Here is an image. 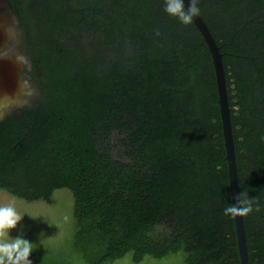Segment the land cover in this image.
Returning a JSON list of instances; mask_svg holds the SVG:
<instances>
[{"label":"trees","instance_id":"trees-1","mask_svg":"<svg viewBox=\"0 0 264 264\" xmlns=\"http://www.w3.org/2000/svg\"><path fill=\"white\" fill-rule=\"evenodd\" d=\"M38 1L48 79L34 108L0 123V190L47 202L69 190L83 264L175 252L239 264L214 68L194 23L165 0ZM198 7L222 54L240 193L255 199L249 264H264V0ZM53 253L30 260L72 264Z\"/></svg>","mask_w":264,"mask_h":264},{"label":"flooded vegetation","instance_id":"flooded-vegetation-1","mask_svg":"<svg viewBox=\"0 0 264 264\" xmlns=\"http://www.w3.org/2000/svg\"><path fill=\"white\" fill-rule=\"evenodd\" d=\"M38 2L0 0V123L34 108L42 98L41 82L48 79L42 75L54 39L41 25ZM18 9L29 21L31 42Z\"/></svg>","mask_w":264,"mask_h":264},{"label":"rangeland","instance_id":"rangeland-1","mask_svg":"<svg viewBox=\"0 0 264 264\" xmlns=\"http://www.w3.org/2000/svg\"><path fill=\"white\" fill-rule=\"evenodd\" d=\"M23 57V56H22ZM26 60V58H21ZM14 200L17 211L23 215L16 228L9 230L10 238L22 236L33 243L36 254L30 256L38 259L47 254H54V250L67 251L72 264H83L78 255L70 248L73 230V217L71 215L72 195L65 188L57 189L45 200H25L16 198L0 190V204ZM33 258V259H34ZM182 252L170 253L162 258L145 256L143 260L134 262L129 256L116 259L106 264H185Z\"/></svg>","mask_w":264,"mask_h":264},{"label":"clouds","instance_id":"clouds-1","mask_svg":"<svg viewBox=\"0 0 264 264\" xmlns=\"http://www.w3.org/2000/svg\"><path fill=\"white\" fill-rule=\"evenodd\" d=\"M164 10L170 16L178 18L184 25L191 24L194 17L200 14L198 0H189L187 7L184 0H165ZM156 34L159 35V32ZM236 199L237 203L223 209L225 216L244 217L253 212L254 198H249L247 194L241 192ZM255 211H260L258 205L255 206ZM22 218L23 215L17 211L14 200L0 204V264H33L29 259L33 243L22 236L16 238L9 236V230L16 228Z\"/></svg>","mask_w":264,"mask_h":264},{"label":"water","instance_id":"water-1","mask_svg":"<svg viewBox=\"0 0 264 264\" xmlns=\"http://www.w3.org/2000/svg\"><path fill=\"white\" fill-rule=\"evenodd\" d=\"M185 7L189 0H184ZM194 25L201 33L211 55L214 68L216 88L218 94L219 113L221 118L223 145L225 149V160L227 165L228 185L231 204L237 203V197L240 194L237 164L235 157V148L232 135L230 107L228 103L226 77L222 62V54L206 22L199 14L194 17ZM236 244L239 256V264H249L247 242L245 236V227L243 217L233 218Z\"/></svg>","mask_w":264,"mask_h":264}]
</instances>
